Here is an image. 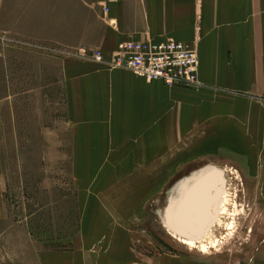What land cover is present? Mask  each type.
Wrapping results in <instances>:
<instances>
[{"label":"rangeland","instance_id":"rangeland-1","mask_svg":"<svg viewBox=\"0 0 264 264\" xmlns=\"http://www.w3.org/2000/svg\"><path fill=\"white\" fill-rule=\"evenodd\" d=\"M106 7L4 3L0 264H37L36 247H72L89 212L105 226L102 236L130 239L152 264L164 254L181 255L184 264H244L260 247L255 238L264 237V182L247 180L242 160L183 161L173 149L133 147L129 77L147 79L95 57L112 53L102 50ZM213 170L221 173L223 192L202 235L219 243L205 253L173 236L170 219Z\"/></svg>","mask_w":264,"mask_h":264},{"label":"crops","instance_id":"crops-1","mask_svg":"<svg viewBox=\"0 0 264 264\" xmlns=\"http://www.w3.org/2000/svg\"><path fill=\"white\" fill-rule=\"evenodd\" d=\"M5 1L0 0V15ZM70 3L81 9L108 6L103 12L107 26L102 50L106 53L122 41L145 38L155 42L176 39L198 47L197 83L172 86L129 77L134 148L160 149V154L173 149L183 161L218 156L242 160L246 179L264 182V0ZM96 216L86 213L72 247H36L37 264H152L132 249L130 239L102 236L105 226ZM254 243L260 247L244 264H264V237L255 238ZM184 262L181 255L164 254L156 264Z\"/></svg>","mask_w":264,"mask_h":264},{"label":"built area","instance_id":"built-area-1","mask_svg":"<svg viewBox=\"0 0 264 264\" xmlns=\"http://www.w3.org/2000/svg\"><path fill=\"white\" fill-rule=\"evenodd\" d=\"M95 57L98 61L132 70L149 82L161 80L172 86L198 82V47L185 41L125 40L112 53L97 51Z\"/></svg>","mask_w":264,"mask_h":264},{"label":"water","instance_id":"water-1","mask_svg":"<svg viewBox=\"0 0 264 264\" xmlns=\"http://www.w3.org/2000/svg\"><path fill=\"white\" fill-rule=\"evenodd\" d=\"M222 192L221 173L213 170L194 186L181 213L172 215V227L183 236L200 237L216 210Z\"/></svg>","mask_w":264,"mask_h":264},{"label":"bare ground","instance_id":"bare-ground-1","mask_svg":"<svg viewBox=\"0 0 264 264\" xmlns=\"http://www.w3.org/2000/svg\"><path fill=\"white\" fill-rule=\"evenodd\" d=\"M219 210H220V208H219ZM221 210L223 211L224 208H222ZM172 224L173 223H172V221L170 219V226H172ZM229 227H230V224H229ZM172 235L175 236L181 242H183V243H185L187 245H190L192 247H197V248L205 251V253H207V251H209L210 244L213 245V246H215V245H218V243H219L218 240H213V241H211L212 243H209L208 240H207V238H206L207 233H205L204 235H202L200 237H192V238L186 237V236H183V235H180V234L178 235L177 232H175V234H172Z\"/></svg>","mask_w":264,"mask_h":264}]
</instances>
